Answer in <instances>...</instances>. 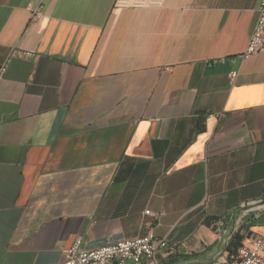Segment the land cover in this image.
Segmentation results:
<instances>
[{
  "label": "crops",
  "instance_id": "1",
  "mask_svg": "<svg viewBox=\"0 0 264 264\" xmlns=\"http://www.w3.org/2000/svg\"><path fill=\"white\" fill-rule=\"evenodd\" d=\"M116 1L0 0V63L36 54L0 79V264L148 231L159 264H222L237 228L264 240V49L237 57L260 0Z\"/></svg>",
  "mask_w": 264,
  "mask_h": 264
},
{
  "label": "built area",
  "instance_id": "2",
  "mask_svg": "<svg viewBox=\"0 0 264 264\" xmlns=\"http://www.w3.org/2000/svg\"><path fill=\"white\" fill-rule=\"evenodd\" d=\"M163 0H117L114 8H120L128 5H159ZM264 49V0H260L258 16L255 26L249 37L247 45L243 52L237 57L245 59ZM13 57L35 58L36 54L30 50L13 47L8 52L6 58L0 63V79L3 77L9 61ZM235 61V57L229 58ZM214 61H224V58H217ZM238 74V69H232L229 72L230 79ZM146 213L158 217L146 210ZM244 239L246 232L244 228H237ZM235 230V231H236ZM242 240L236 255L230 260H224L222 264H264V240L255 238L252 240ZM168 242L165 237L156 236L148 231L142 235L124 238L112 243L104 244L95 249H86L80 237L73 240L64 249V258L58 264H138L143 258L149 260L152 264H159V251L167 247ZM210 264H218L212 262Z\"/></svg>",
  "mask_w": 264,
  "mask_h": 264
},
{
  "label": "trees",
  "instance_id": "3",
  "mask_svg": "<svg viewBox=\"0 0 264 264\" xmlns=\"http://www.w3.org/2000/svg\"><path fill=\"white\" fill-rule=\"evenodd\" d=\"M200 127L201 126L199 124L198 128L201 129ZM240 228H244V227H240ZM243 239L244 236L243 234H240L239 230L233 232L226 245V250L228 252V260L232 259L236 255L238 248L241 245Z\"/></svg>",
  "mask_w": 264,
  "mask_h": 264
}]
</instances>
